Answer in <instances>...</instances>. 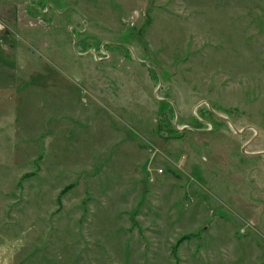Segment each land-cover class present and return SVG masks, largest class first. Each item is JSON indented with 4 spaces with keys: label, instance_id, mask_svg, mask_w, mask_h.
Segmentation results:
<instances>
[{
    "label": "rangeland",
    "instance_id": "obj_1",
    "mask_svg": "<svg viewBox=\"0 0 264 264\" xmlns=\"http://www.w3.org/2000/svg\"><path fill=\"white\" fill-rule=\"evenodd\" d=\"M0 264H264V0H0Z\"/></svg>",
    "mask_w": 264,
    "mask_h": 264
}]
</instances>
